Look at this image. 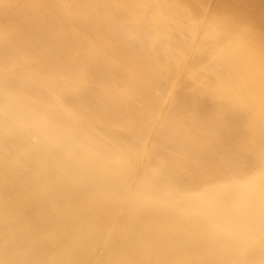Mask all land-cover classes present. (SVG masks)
Returning <instances> with one entry per match:
<instances>
[{
    "label": "bare ground",
    "instance_id": "6f19581e",
    "mask_svg": "<svg viewBox=\"0 0 264 264\" xmlns=\"http://www.w3.org/2000/svg\"><path fill=\"white\" fill-rule=\"evenodd\" d=\"M0 264H264V0H0Z\"/></svg>",
    "mask_w": 264,
    "mask_h": 264
}]
</instances>
